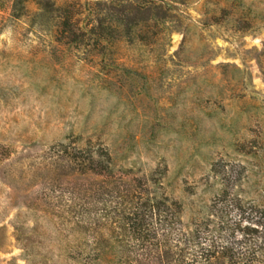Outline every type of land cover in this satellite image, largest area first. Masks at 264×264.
Here are the masks:
<instances>
[{
    "label": "rangeland",
    "instance_id": "rangeland-1",
    "mask_svg": "<svg viewBox=\"0 0 264 264\" xmlns=\"http://www.w3.org/2000/svg\"><path fill=\"white\" fill-rule=\"evenodd\" d=\"M57 143L106 150L185 225L224 189L262 204L264 0H0V168ZM16 184L0 181V264H83L68 193L44 213Z\"/></svg>",
    "mask_w": 264,
    "mask_h": 264
},
{
    "label": "trees",
    "instance_id": "trees-1",
    "mask_svg": "<svg viewBox=\"0 0 264 264\" xmlns=\"http://www.w3.org/2000/svg\"><path fill=\"white\" fill-rule=\"evenodd\" d=\"M135 10L136 17L121 11L127 27L139 24L142 10ZM20 158L0 168V181H17L9 187L22 193L20 203L44 213L62 202L55 194L68 193L63 202L73 213L71 230L86 241L78 252L83 264H264V202L243 201L224 189L200 218L185 225L178 202L157 199L147 181L129 171L113 172L102 148L57 143L28 168ZM30 187L37 189L28 197ZM13 229L27 262L33 256L30 239L22 223Z\"/></svg>",
    "mask_w": 264,
    "mask_h": 264
}]
</instances>
